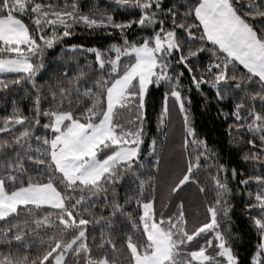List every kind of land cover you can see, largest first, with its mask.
I'll return each instance as SVG.
<instances>
[{"label":"snow or ice","instance_id":"obj_1","mask_svg":"<svg viewBox=\"0 0 264 264\" xmlns=\"http://www.w3.org/2000/svg\"><path fill=\"white\" fill-rule=\"evenodd\" d=\"M81 25L118 39L66 44ZM76 53L93 59L81 64ZM48 56L60 71L41 85ZM0 74L13 77L0 78V92L23 89L32 101L31 115L14 106L0 118V264H248L234 247L231 181L248 196L251 264H264V0H0ZM150 86L163 90L152 137ZM205 86L217 104H231L218 111L247 175L220 163L197 134L189 93L206 96ZM170 98L188 158L168 188L178 203L165 213L155 188ZM29 162L40 179L27 175ZM126 180L135 194L121 197ZM190 182L206 201L205 221L191 230L180 197ZM118 222L133 229L122 234L123 251ZM90 225L101 227L91 246ZM194 238L203 244L189 250Z\"/></svg>","mask_w":264,"mask_h":264},{"label":"trees","instance_id":"obj_2","mask_svg":"<svg viewBox=\"0 0 264 264\" xmlns=\"http://www.w3.org/2000/svg\"><path fill=\"white\" fill-rule=\"evenodd\" d=\"M102 2L103 0H101V3ZM85 11H87V9H85ZM127 18L128 17L125 15L117 16L118 20H124ZM114 38L118 39L115 34L109 37L100 31H96L93 33L87 30L83 25H81L77 27L75 33L71 37L65 38V43L82 44L85 47H104ZM58 55L59 52L57 50V56ZM68 55H71V53H69ZM76 57L81 64L84 63L85 58H87V60L89 61L93 59V55L91 53H76ZM60 64V60L53 59L52 56L46 57L45 67L41 69L40 73H38L36 77L37 83L42 85L46 82H49V78L53 77L58 71H60ZM0 78L11 79L13 77L11 74H8L7 76L0 74ZM182 79L185 86H187L189 80L186 71ZM203 91L206 96H202L200 93L196 92L194 88L189 93L192 98V123L196 128L197 134L200 137L207 139L209 146L218 153V161L220 163L224 164L227 168L235 167L237 168V170L243 168L245 175L249 174V167L241 159L242 153L240 147L236 146L235 142L230 141L229 139L227 126L230 120L225 121V119L219 114L218 111L219 108H223L226 112H230L231 104L227 101L224 104H217L213 98V90L205 86ZM13 101H15V105H13ZM162 103L163 90L150 86L149 93L146 96L145 100L146 111L148 116L150 117L146 124L148 137L160 135L159 131L157 130V120L162 108ZM14 106L19 107L25 115H31L30 108L32 107V101L23 89L10 88L8 92H0V118L10 114ZM169 110L170 116L168 117L166 128L168 138L172 137L173 133H175V126L182 125V116L179 113L178 109L176 107H173L171 98L169 99ZM43 122L44 120L42 119L41 123ZM37 132L39 134L40 130L37 129ZM178 134L180 135L179 144H182V130L180 131V127L178 128ZM168 138L167 142L163 145L162 150L159 153L161 157L160 163L169 155L167 154ZM33 147H36V145L34 144ZM187 158L188 154L183 149V162L185 163V165L187 164ZM177 164L178 163L174 161L172 166L169 168L167 175L162 182V188L159 189L158 192L155 188V196L157 201L156 207L158 211L163 210L165 211V213H167L168 209L173 207V204L178 203L175 198L169 199L168 197V188L170 183L177 177H179L184 171ZM25 166L28 169L27 175L32 176L33 179L41 178L36 175V171L30 162L26 163ZM149 174L152 173L150 172ZM196 179L206 182L207 177L204 172H199L196 173ZM230 187L233 188V193L229 197V200L234 205L231 213V230L238 237V241L234 242V247L239 251L240 255L248 261V264H251L250 257L254 251L256 236L254 232L250 230L249 222L247 220L246 214L243 211L244 206L248 200V196L242 186H240V190H236V181H231ZM252 187L254 190L255 186L253 185ZM134 189L135 185L129 184L126 180L123 183L122 187L119 189V194L121 197L125 196L126 194L131 196L135 194ZM145 195H148V192H145ZM180 197L184 200V210L188 225L190 226L189 230H191L193 227L198 226L206 219L204 208L206 201L204 198V194L198 191V187L195 183L190 182L184 187V190L180 193ZM121 202H123V200H121ZM164 204H166L167 207L162 209V205ZM129 210L133 211V215H136L134 209ZM2 223L3 222H0V225H2ZM88 231L89 244L91 246L92 236L96 235L98 237L101 231V227L96 226L94 228L92 225H90ZM122 234H133V229L128 226L126 222H118L116 224V232L113 234V238L117 243V247L120 248L121 251H123L125 243ZM197 241L200 244H203V239L200 240V238H194V240L189 244L191 245V250H194L197 247Z\"/></svg>","mask_w":264,"mask_h":264},{"label":"rangeland","instance_id":"obj_3","mask_svg":"<svg viewBox=\"0 0 264 264\" xmlns=\"http://www.w3.org/2000/svg\"><path fill=\"white\" fill-rule=\"evenodd\" d=\"M146 100V97H145ZM181 123V122H180ZM176 130L175 133H173L172 137L168 138V153L169 154L166 158L163 159V161L160 163V171L157 175V186H156V190L158 192L159 189L162 188V182L165 179L167 172L169 170V168L172 166L173 162L176 161L178 164V166L185 170L186 169V165L183 162V149L181 147V144H179L180 141V135L178 134V128L180 127V131L182 130V125L179 126H175ZM178 135V136H175ZM176 138V139H175ZM181 138H182V134H181ZM171 139V140H170ZM170 149V150H169ZM188 229L190 228L189 225H187ZM202 238H200L201 240ZM191 245H189V250H191L190 248Z\"/></svg>","mask_w":264,"mask_h":264}]
</instances>
